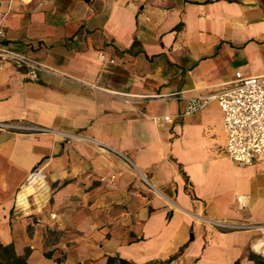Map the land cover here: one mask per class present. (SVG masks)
<instances>
[{
    "label": "crops",
    "instance_id": "1",
    "mask_svg": "<svg viewBox=\"0 0 264 264\" xmlns=\"http://www.w3.org/2000/svg\"><path fill=\"white\" fill-rule=\"evenodd\" d=\"M0 26L54 71L0 62V122L31 127L0 128V243L28 264H264V160L227 158L216 102L184 114L235 72L264 77V0H0ZM36 167L48 190L15 208Z\"/></svg>",
    "mask_w": 264,
    "mask_h": 264
},
{
    "label": "built area",
    "instance_id": "2",
    "mask_svg": "<svg viewBox=\"0 0 264 264\" xmlns=\"http://www.w3.org/2000/svg\"><path fill=\"white\" fill-rule=\"evenodd\" d=\"M0 36H4V30L0 26ZM103 58V54H100ZM0 62H11L15 66L23 67L30 80H37L41 73H53L54 71L44 64L33 60L23 54L6 50L0 47ZM186 107L184 114H192L210 102H216L223 114V129L225 133V155L234 164L249 166L264 160V77L244 76L241 72H235L234 78L226 82L221 88L204 93L193 94L186 97ZM152 119L157 124L170 123V115L155 116ZM0 128H14L18 130H30L31 127L0 122ZM40 131H49L60 134L65 138L78 137L77 135L60 132L50 128H38ZM88 142L92 140L79 137ZM103 149L111 150L126 161L129 159L120 152L99 144ZM114 179V175L109 177V181ZM105 180L104 177L101 181ZM25 186H29L31 191L22 200L19 194ZM47 191L45 174L41 167L34 168L27 176L25 184L17 192L14 207L25 209L29 207L30 197H34L40 191ZM51 215V218H54ZM201 223L211 227L232 228L229 223L218 222L199 216ZM257 230H263V225H250ZM178 258L172 259L168 264H180Z\"/></svg>",
    "mask_w": 264,
    "mask_h": 264
},
{
    "label": "trees",
    "instance_id": "3",
    "mask_svg": "<svg viewBox=\"0 0 264 264\" xmlns=\"http://www.w3.org/2000/svg\"><path fill=\"white\" fill-rule=\"evenodd\" d=\"M28 250H25L23 255H19L15 252L13 244L0 243V264H28L27 262ZM170 260H168L169 262ZM106 264H131L123 259L109 257ZM156 264V263H152ZM164 264V263H158ZM167 264V262L165 263Z\"/></svg>",
    "mask_w": 264,
    "mask_h": 264
},
{
    "label": "bare ground",
    "instance_id": "4",
    "mask_svg": "<svg viewBox=\"0 0 264 264\" xmlns=\"http://www.w3.org/2000/svg\"><path fill=\"white\" fill-rule=\"evenodd\" d=\"M23 190H25V192L28 193V191L31 189L29 186H25ZM255 250L261 252L264 255V242H260L257 246H255Z\"/></svg>",
    "mask_w": 264,
    "mask_h": 264
},
{
    "label": "rangeland",
    "instance_id": "5",
    "mask_svg": "<svg viewBox=\"0 0 264 264\" xmlns=\"http://www.w3.org/2000/svg\"><path fill=\"white\" fill-rule=\"evenodd\" d=\"M264 230V229H263ZM260 240H264V239H260Z\"/></svg>",
    "mask_w": 264,
    "mask_h": 264
}]
</instances>
